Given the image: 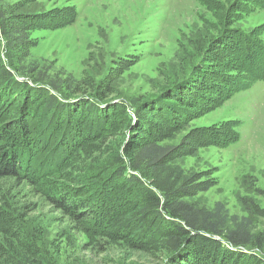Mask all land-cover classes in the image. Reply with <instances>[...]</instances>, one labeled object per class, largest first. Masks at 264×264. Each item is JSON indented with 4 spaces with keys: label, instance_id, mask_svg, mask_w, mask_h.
Instances as JSON below:
<instances>
[{
    "label": "trees",
    "instance_id": "obj_1",
    "mask_svg": "<svg viewBox=\"0 0 264 264\" xmlns=\"http://www.w3.org/2000/svg\"><path fill=\"white\" fill-rule=\"evenodd\" d=\"M216 10L220 20L231 14L222 4ZM29 21L0 9V264H56L44 227L28 219L39 201L26 187L76 224L96 220V252L115 246L125 261L141 253L156 264H264V230L256 232L249 217L231 215L221 201L208 207L193 200L213 184L199 173L182 181L163 175L176 147L159 138L188 118L185 106L193 103L176 89L200 77L181 80L155 99H133L130 111L72 74L25 65ZM224 24L216 45L230 53L220 87L202 89L230 98L264 80V57L252 65ZM234 70L247 77L232 75ZM199 85L192 95L199 97Z\"/></svg>",
    "mask_w": 264,
    "mask_h": 264
},
{
    "label": "rangeland",
    "instance_id": "obj_2",
    "mask_svg": "<svg viewBox=\"0 0 264 264\" xmlns=\"http://www.w3.org/2000/svg\"><path fill=\"white\" fill-rule=\"evenodd\" d=\"M218 4L231 11L229 16L221 15L223 24L216 15ZM0 9L30 20L32 46L25 65L51 74H72L90 90L99 87L109 100L123 101L130 111L133 99H155L181 80L200 77L201 86L193 80L176 89L193 103L185 106L188 118L159 138L161 144L176 147L163 175L182 181L199 173L213 186L193 200L208 207L221 201L231 215L249 217L256 232L264 230V80L230 98L202 89L220 87L218 77L224 74L230 53L216 45L224 23L236 35V47L247 49L244 55L252 65L264 57L260 54L264 50V2L0 0ZM211 69L219 74L213 77ZM247 74L232 71L236 77ZM198 85L201 89L194 92L199 97L191 94ZM171 103L181 107L174 100ZM26 190L31 191L32 201H39V209L28 219L44 227L46 247L56 264H156L141 253L125 261L124 250L115 246L96 252V220L76 224L44 196H33V188ZM87 204L94 203L88 199ZM95 208L100 207L96 204Z\"/></svg>",
    "mask_w": 264,
    "mask_h": 264
}]
</instances>
